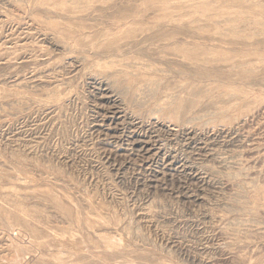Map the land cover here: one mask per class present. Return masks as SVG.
Returning a JSON list of instances; mask_svg holds the SVG:
<instances>
[{
	"label": "rangeland",
	"instance_id": "rangeland-1",
	"mask_svg": "<svg viewBox=\"0 0 264 264\" xmlns=\"http://www.w3.org/2000/svg\"><path fill=\"white\" fill-rule=\"evenodd\" d=\"M0 2V264H264V0Z\"/></svg>",
	"mask_w": 264,
	"mask_h": 264
},
{
	"label": "bare ground",
	"instance_id": "bare-ground-1",
	"mask_svg": "<svg viewBox=\"0 0 264 264\" xmlns=\"http://www.w3.org/2000/svg\"><path fill=\"white\" fill-rule=\"evenodd\" d=\"M1 1V0H0ZM1 3V2H0ZM260 3H262V2H260ZM207 5V4H206ZM261 32V31H260ZM181 41V40H180ZM184 42V41H183ZM197 46V45H196ZM189 53H191V54H193L192 53V50H190V49H188V50H185L184 51V54L185 55H189ZM213 56V55H212ZM196 56H194V58H195ZM211 57V56H210ZM219 57V56H218ZM221 57V56H220ZM240 59V58H239ZM198 60H203V59H198ZM197 60V61H198ZM210 60V59H209ZM212 61V60H211ZM223 61H225V62H229L230 63V66H231V68L233 67L234 69L235 68H237L238 66H240V65H238L237 63H236V61L234 60V59H232V58H229V59H226V60H223ZM248 62V61H247ZM219 63V62H218ZM245 63V62H244ZM251 63V62H250ZM253 63V62H252ZM255 64V63H254ZM144 65V64H143ZM142 65V66H143ZM222 65V64H221ZM253 65V64H252ZM145 66V65H144ZM146 67V66H145ZM252 69V68H251ZM246 70V69H245ZM253 70H254V68H253ZM249 71V70H248ZM255 71V70H254ZM53 72V71H52ZM55 72H56V70H55ZM131 73V72H130ZM54 74V73H53ZM47 75V74H46ZM31 79V78H30ZM33 79V78H32ZM29 80V79H28ZM34 80V79H33ZM17 82H18V80H17ZM99 82V81H98ZM106 82V81H105ZM13 84H15V82L13 83ZM101 84V83H100ZM16 85V84H15ZM43 85V84H42ZM9 86V85H8ZM46 86V85H45ZM106 92V91H105ZM108 94V93H107ZM101 95H103V94H101ZM181 96V95H180ZM226 96H228V94L226 95ZM119 98V97H118ZM177 98V97H176ZM109 99V98H108ZM115 101V100H114ZM140 103V102H139ZM230 104V103H229ZM6 105V104H5ZM133 105V104H132ZM121 107V106H120ZM172 107V106H171ZM180 109H181V107L180 106H177V107H173V111H171V112H173L174 114H175V116L179 119V117H180ZM119 110V109H118ZM157 112V111H156ZM204 112V111H203ZM213 112V111H212ZM124 113V112H123ZM185 113H186V111H185ZM127 116V115H126ZM198 116V115H197ZM196 116V117H197ZM200 117V116H199ZM196 119V118H195ZM216 119V118H215ZM145 120V119H144ZM190 120V119H189ZM189 120H187V121H189ZM193 120V119H192ZM199 120V119H198ZM244 120V119H243ZM245 120H246V118H245ZM98 121V120H97ZM186 121V122H187ZM247 121V120H246ZM125 122V121H124ZM172 122V121H171ZM185 122V123H186ZM241 123V122H240ZM243 123V122H242ZM244 123H246V122H244ZM157 124V123H156ZM162 124V123H161ZM196 124V123H195ZM204 124V123H203ZM115 125V124H114ZM166 125H168V124H166ZM201 125V124H200ZM245 125V124H244ZM242 126H243V124H242ZM137 127V126H136ZM164 127V126H163ZM193 127V126H192ZM204 127V126H203ZM229 127V126H228ZM233 127V126H232ZM241 127V126H240ZM246 127V126H245ZM245 127H243V128H245ZM248 127V126H247ZM171 128V127H170ZM173 128V127H172ZM222 128V127H221ZM221 128L220 129H218V130H221ZM235 129H237L236 127H234ZM233 128V129H234ZM165 129V128H164ZM167 129H168V127H167ZM228 129V128H227ZM251 129V128H250ZM157 130V129H156ZM166 130V129H165ZM175 130V129H174ZM207 130V129H206ZM205 130V131H206ZM210 130V129H209ZM232 130V129H231ZM239 130V129H238ZM241 130V129H240ZM246 130V129H245ZM199 131V130H198ZM217 131V130H216ZM228 131V130H227ZM105 132V131H104ZM170 131H168V133H169ZM189 132V131H188ZM188 132H187V134H188ZM193 132V131H192ZM213 131H211V133H212ZM221 132V131H220ZM224 132H225V130H224ZM235 132H237V131H235ZM234 132V133H235ZM167 132H166V134H168ZM171 133V132H170ZM177 133H179V132H177ZM184 133H186V132H184ZM196 133V132H195ZM206 133V132H205ZM222 133V132H221ZM220 133V134H221ZM238 133V132H237ZM209 134L210 133H208L207 135L209 136ZM213 134V133H212ZM219 134V135H220ZM224 134V133H223ZM247 134V133H246ZM199 135V134H198ZM215 135V134H214ZM225 135V134H224ZM170 136V135H169ZM176 136V135H175ZM189 136V135H188ZM201 136V135H200ZM207 136V137H208ZM216 136V135H215ZM230 136V135H229ZM234 136V135H233ZM238 136V135H237ZM239 136H241V135H239ZM252 136V135H251ZM190 137V136H189ZM189 137H186L188 140H189ZM191 137H193V136H191ZM195 137V136H194ZM212 137V136H211ZM214 137V136H213ZM217 137H218V135H217ZM223 137V136H222ZM196 138V137H195ZM209 138V137H208ZM235 138H236V136H235ZM136 139V138H135ZM141 139V138H140ZM143 139V138H142ZM226 139V138H225ZM200 140V139H199ZM206 140H207V138H206ZM228 140V139H227ZM233 140V139H232ZM231 140V141H232ZM236 140V139H235ZM146 141V140H145ZM191 141V140H190ZM194 141V140H193ZM202 141H204L203 140V138H202ZM208 141H209V139H208ZM211 141V140H210ZM215 141V140H214ZM231 141H229V142H231ZM239 141H241V140H239ZM238 141V142H239ZM249 141V140H248ZM134 142V141H133ZM199 142H201V141H199ZM254 142H256V141H254ZM140 143V142H139ZM204 143V142H203ZM243 143H245V142H243ZM129 144V143H128ZM153 144V143H152ZM197 144V143H196ZM200 144V143H199ZM202 144V143H201ZM205 144V143H204ZM203 144V145H204ZM211 144V143H210ZM228 144V143H227ZM249 144V143H248ZM247 144V145H248ZM251 144H252V146H255V145H253L254 143H252L251 142ZM257 144V143H256ZM144 145V144H143ZM190 145V144H189ZM216 145V144H215ZM218 145V144H217ZM216 145V146H217ZM150 146H151V143H150ZM157 146V145H156ZM205 146V145H204ZM208 146H209V144H208ZM211 146H213V145H211ZM215 146V147H216ZM239 146V145H238ZM242 146H243V144H242ZM242 146H241V149H242ZM153 148H154V146H152ZM196 147H197V145H196ZM198 147H200V146H198ZM207 147V145L205 146V148ZM227 147V146H226ZM235 147V146H234ZM240 147V146H239ZM245 147V146H244ZM248 147V146H247ZM251 147V146H250ZM141 148V147H140ZM210 148V147H209ZM216 148H218V147H216ZM255 148H257V147H255ZM260 148V147H259ZM146 149V148H145ZM148 149H150V148H148ZM162 149V148H161ZM230 149H232L231 147H230ZM261 149V148H260ZM195 150V149H194ZM199 150V149H198ZM244 150V149H243ZM249 150V149H248ZM254 150V149H253ZM263 150V149H262ZM152 151V150H151ZM204 151V150H203ZM210 151H212L211 149H210ZM233 151V150H232ZM250 151V150H249ZM196 152V151H195ZM199 152V151H198ZM206 152H207V150H206ZM209 152V151H208ZM213 152V151H212ZM231 152V151H230ZM246 152V151H245ZM255 152V151H254ZM143 153V152H142ZM239 153V152H238ZM242 153V152H241ZM248 153V152H247ZM251 153H252V151H251ZM257 153H259L258 152V150H257ZM148 154V153H147ZM160 154H162V153H160ZM200 154H203V153H200ZM215 154H216V152H215ZM214 154V155H215ZM254 154V153H253ZM198 155V154H197ZM207 155V154H206ZM257 155V154H256ZM255 155V156H256ZM202 156V155H201ZM149 157V156H148ZM158 157V156H157ZM160 157V156H159ZM190 157V156H189ZM205 157V156H204ZM212 157V156H211ZM215 157V156H214ZM139 158V157H138ZM186 158V157H185ZM192 158H194V157H192ZM203 158V157H202ZM239 158V157H238ZM213 159V158H212ZM217 159V158H216ZM171 160H173V159H171ZM259 160V159H258ZM174 161V160H173ZM226 161V160H225ZM255 161H256V159H255ZM207 162V161H206ZM223 162V161H222ZM237 162V161H236ZM161 163V162H160ZM167 163V162H166ZM165 163V164H166ZM171 163V162H170ZM173 163V162H172ZM205 164V163H204ZM149 165V164H148ZM172 165V164H171ZM180 165V164H179ZM178 165V166H179ZM183 165V164H182ZM181 165V166H182ZM189 165V164H188ZM260 165V164H259ZM157 166V165H156ZM162 166V165H161ZM174 167H176V166H174ZM173 167V168H174ZM221 167V166H220ZM225 167H226V165H225ZM234 167V166H233ZM256 167V166H255ZM261 167V166H260ZM162 168V167H161ZM183 168V167H182ZM249 168H251V167H249ZM192 169V168H191ZM260 169V168H259ZM154 170V169H153ZM164 170V169H163ZM198 170V169H197ZM245 170V169H244ZM166 171V170H165ZM190 171V170H189ZM211 171V170H210ZM220 171V170H219ZM163 172V171H162ZM183 172V171H182ZM185 172V171H184ZM174 173V172H173ZM191 173V172H190ZM195 173H197V172H195ZM201 173V172H200ZM216 173V172H215ZM255 173V172H254ZM253 173V174H254ZM170 174H171V172H170ZM178 174V173H177ZM188 175V174H187ZM193 175V174H192ZM244 175H247L248 176V174L247 173H244ZM152 176V175H151ZM155 176V175H154ZM161 176V175H160ZM160 176H156V177H160ZM164 176H165V174H164ZM172 176V175H171ZM228 176V175H227ZM261 176H262V174H261ZM162 177V176H161ZM169 177H170V175H169ZM191 177V176H190ZM259 177V176H258ZM263 177V176H262ZM261 177V178H262ZM154 178V177H153ZM152 178V179H153ZM187 178H188V176H187ZM229 178V177H228ZM250 178V177H249ZM155 179V178H154ZM244 179V178H243ZM246 179H248V178H246ZM259 180H260V178H258ZM163 180V179H162ZM251 180V179H250ZM254 180H255V178H254ZM258 180V181H259ZM193 181H195V180H193ZM202 181H203V179H202ZM262 181V180H261ZM244 182V181H243ZM249 182V181H248ZM251 183H253L252 181H250ZM225 183V182H224ZM152 184V183H151ZM226 184V183H225ZM262 184V183H261ZM261 184H259L260 186H261ZM156 185V184H155ZM187 187V186H186ZM233 187V186H232ZM250 187V186H249ZM252 187H255V186H252ZM249 189H251V188H249ZM248 189V190H249ZM255 189V188H254ZM253 189V190H254ZM258 189V188H257ZM231 190H233V189H231ZM255 192H256V190H254ZM253 191V192H254ZM228 193H229V191H228ZM252 194V193H251ZM257 194V193H256ZM259 194V193H258ZM262 194V193H261ZM261 194L260 195H258V196H261ZM264 194V193H263ZM254 195H255V193H254ZM253 195V196H254ZM230 196V195H229ZM257 196V197H258ZM262 197V196H261ZM255 198V197H254ZM246 199H247V197H246ZM252 199V198H251ZM263 201V200H262ZM250 205V204H249ZM240 208V207H239ZM242 208V207H241ZM244 209V208H243ZM254 211V210H253ZM18 213V212H17ZM242 222V221H241ZM223 223H225V222H223ZM228 223V222H227ZM252 223V222H251ZM234 224V223H233ZM230 227V226H229ZM229 227H228V229H229ZM227 228V227H226ZM234 229V228H233ZM240 230V229H239ZM246 230V229H245ZM244 230V231H245ZM258 231V230H257ZM239 232V231H238ZM261 232H262V230H261ZM247 233H248V231H247ZM251 234H253V233H251ZM261 234V233H260ZM232 235V234H231ZM262 235V234H261ZM248 236V235H247ZM252 237V236H251ZM229 238V237H228ZM226 239V238H225ZM56 241H57V239H56ZM243 247H244V245H243ZM245 248V247H244ZM259 251V250H258ZM264 251V250H263ZM245 252V251H244ZM260 252V251H259ZM242 253V252H241ZM248 252H246V254H247ZM240 254V253H239ZM251 254V253H250ZM240 257V256H239ZM260 257V256H259ZM245 259V258H244ZM259 259V258H258ZM257 260V259H256Z\"/></svg>",
	"mask_w": 264,
	"mask_h": 264
}]
</instances>
